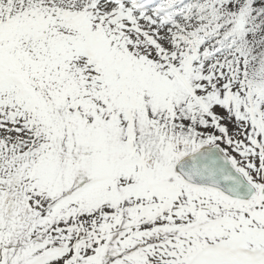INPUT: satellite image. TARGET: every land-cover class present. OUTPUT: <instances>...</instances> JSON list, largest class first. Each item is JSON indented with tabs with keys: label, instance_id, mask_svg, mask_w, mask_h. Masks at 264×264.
<instances>
[{
	"label": "snow or ice",
	"instance_id": "snow-or-ice-1",
	"mask_svg": "<svg viewBox=\"0 0 264 264\" xmlns=\"http://www.w3.org/2000/svg\"><path fill=\"white\" fill-rule=\"evenodd\" d=\"M0 264H264V0H0Z\"/></svg>",
	"mask_w": 264,
	"mask_h": 264
}]
</instances>
